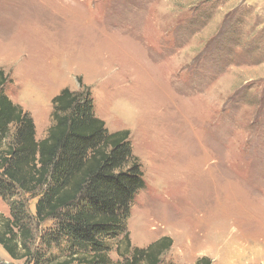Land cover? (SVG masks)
Instances as JSON below:
<instances>
[{
	"label": "rangeland",
	"instance_id": "obj_1",
	"mask_svg": "<svg viewBox=\"0 0 264 264\" xmlns=\"http://www.w3.org/2000/svg\"><path fill=\"white\" fill-rule=\"evenodd\" d=\"M0 69L37 139L79 80L107 129L129 131L133 246L165 236L167 262L264 264V0H0ZM0 264L25 263L0 246Z\"/></svg>",
	"mask_w": 264,
	"mask_h": 264
},
{
	"label": "trees",
	"instance_id": "obj_2",
	"mask_svg": "<svg viewBox=\"0 0 264 264\" xmlns=\"http://www.w3.org/2000/svg\"><path fill=\"white\" fill-rule=\"evenodd\" d=\"M0 69V246L25 264H178L163 260L161 237L133 246L126 222L143 189L142 164L127 129L109 131L89 87H64L51 99V124L36 138L32 116L6 94ZM34 200L31 210L30 201ZM45 222L50 225L38 230ZM194 264H210L200 257Z\"/></svg>",
	"mask_w": 264,
	"mask_h": 264
}]
</instances>
